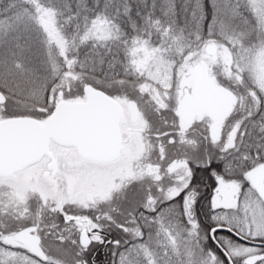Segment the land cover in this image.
<instances>
[{
  "label": "rangeland",
  "instance_id": "374dc122",
  "mask_svg": "<svg viewBox=\"0 0 264 264\" xmlns=\"http://www.w3.org/2000/svg\"><path fill=\"white\" fill-rule=\"evenodd\" d=\"M27 2H8L0 16V89L7 94L0 117L24 113L44 117L53 110L56 91L68 99L81 98L84 85L92 84L97 72L103 78L113 74L131 80L125 91L99 77L94 83L136 98L140 119L125 125L128 146L118 160H77L66 148L65 159L71 160L65 174L69 184H48L41 165L0 176L2 239L9 240L28 223L65 224L67 230H75L78 217L90 218L93 229L130 225L135 239L140 235L139 212L170 197L183 194L191 221L198 196L194 183L201 174L196 166L211 165L210 161L233 152L245 160L259 152L264 159V0ZM57 11L72 16L59 20ZM135 43L139 53L131 52ZM209 44L217 46L216 53L206 52ZM196 63L203 66L201 82L194 76ZM40 74L49 77L50 85L38 84L43 80ZM185 86L197 104L190 127L177 111ZM205 91L212 99L223 92L221 108L212 118L205 114ZM211 121L220 124L216 141L208 135ZM249 161L250 166L261 162ZM236 175L233 168L214 169V216L246 237L264 240V204ZM46 218L57 220L47 223ZM192 224L191 229L196 227L195 221ZM216 235L236 264H264V246L244 243L225 232ZM63 244L46 247L67 257L78 255L70 240ZM2 251L3 256L13 255ZM209 253L204 252V264H225L215 249Z\"/></svg>",
  "mask_w": 264,
  "mask_h": 264
},
{
  "label": "water",
  "instance_id": "95a60500",
  "mask_svg": "<svg viewBox=\"0 0 264 264\" xmlns=\"http://www.w3.org/2000/svg\"><path fill=\"white\" fill-rule=\"evenodd\" d=\"M217 51L215 44L206 47L208 54ZM198 80L203 79V67L196 63L193 69ZM209 91L205 92V96ZM217 99L207 106V113L215 114L220 106L223 92L216 93ZM0 91V102L4 101ZM133 121L138 119L137 103L131 100L128 104ZM180 118L187 124L196 119L197 105L188 86L177 104ZM124 116L122 104L113 96L92 84L85 85V99H61L54 111L41 121L32 116L8 117L0 120V176L9 177L27 166L39 161L44 154L53 157L50 142L54 140L65 146H73L78 154L88 160L110 162L117 159L122 151V132L120 123ZM210 137H219V126L212 122L209 126ZM54 162V161H53ZM54 165L53 163H51ZM48 168L52 169L49 165ZM48 172L46 171L45 174ZM250 186L264 201V161L257 163L246 172ZM34 226H28L15 234V239L27 244H37L39 236L33 234ZM226 230L239 240L264 246V240L250 239L227 225H217L211 229V237L218 248L232 263L226 248L216 239L215 232ZM88 232L83 230L81 241L88 244Z\"/></svg>",
  "mask_w": 264,
  "mask_h": 264
},
{
  "label": "flooded vegetation",
  "instance_id": "af4514ba",
  "mask_svg": "<svg viewBox=\"0 0 264 264\" xmlns=\"http://www.w3.org/2000/svg\"><path fill=\"white\" fill-rule=\"evenodd\" d=\"M160 38H161V36L159 35V39ZM131 46L133 47V48H131V52L133 51L134 53L135 52L139 53V51L141 50L139 44L135 43ZM98 77L101 78L100 80L106 81L110 87L113 84H116L117 89H121V91H125L127 89V87H129V85H130L129 81H131L128 79L125 80L124 78H121V80H120L118 76H115L113 74L111 76H109L110 78L109 77L103 78L102 76H99L98 73L96 72V74L93 76L92 85L98 89H102V88H100L101 85H99V84L96 85L94 83V82H96L95 80L99 79ZM40 78L43 79V80H40V79L38 80V84L41 87L45 88L44 87V85L46 84L45 81L50 85L51 81H49L50 79L48 76H46V79H44V75L40 74ZM199 82H201V81H199ZM138 83L139 82L134 83V84H138ZM89 84H91V83H89ZM85 85L83 87V96L81 98H78V99H85ZM102 90L106 91L109 95L113 96L116 100H118L122 104L123 110H124V116H123L121 123H120L122 137H123V142H122L123 144H122L121 154L116 159V160H118L121 157L122 153H124L125 147L128 146V144H127L128 137H126L125 131H124L125 125L128 123L134 124V123L139 122V119H140L139 101L134 97L127 96V93H124V92L118 95V94L110 92L104 88ZM0 91L3 92V94L5 96L4 101L0 102V104H4L7 101V94L5 91H2L1 89H0ZM56 92H57L58 98H55V97L52 98V100L55 101L53 110H54L56 104L61 99H65V97H63V95H62L63 93L61 90L56 91ZM205 92H207V91H205ZM205 92H204V98L206 100H208L206 107H205V110H206L208 104L212 100H214L215 98L212 99L210 97L211 96L210 91H209L208 96H205ZM131 100H134L137 103L138 119L135 121L132 120L131 112H130L129 107H128V104ZM220 108H221V100H220L219 109L215 114L210 115L207 113V111H205V114H206V116H208V118H212L213 116H215L219 112ZM50 114L51 113H49L48 115H46L44 117H38V116L30 114V113L11 114V115H7L5 117H0V120L3 118L15 117V116H32V117H35L41 121H44ZM212 122H216V121H211L208 125L209 137H210L209 126ZM194 123H195V121H194ZM216 123L219 126V137H220V124L218 122H216ZM193 124L186 125L184 123V125L189 126V127L192 126ZM166 134H167V131L161 132L157 136H164ZM210 139H211V137H210ZM211 140L216 141L217 139L216 140L211 139ZM66 148L71 149L72 152H75L76 158H78L77 160H79V159L86 160L78 154L77 150L74 147H67V146H64V145L54 141V140H51L50 150L54 154V160H53V157L49 156L48 154H44L39 161L33 163L32 165H29L25 169L41 165L43 168V170L41 171V176H42L43 180H46L48 182V184H50L52 186L53 185H60V184H63L64 181H66V184H69L68 183L70 181L69 176H66L65 174L67 171L66 167H67V165H69L71 163V160L67 161V158L65 159V157H66L65 156V153H66L65 149ZM76 162H80V161H76ZM51 163H53L54 165H52ZM49 165L52 166V169L48 168ZM254 165L255 164H252L245 171H242L240 173V175H236V178L239 180L243 179L245 181V184L247 186H249L254 191L255 195L258 196L259 199L264 204V201L260 198L258 193L250 186L249 181L246 177L247 170L250 169L251 167H253ZM208 166L209 165H207V166H196V168L198 170H201L202 180L206 179V177L208 176V173H209ZM46 171L48 172L47 174H45ZM193 173H195V172L193 171ZM155 183L159 187L163 188L160 181L156 180ZM204 197H205V200L208 199V194L206 193L204 195ZM173 198H176V197H172V198L170 197L168 199V201L173 199ZM181 198L183 199V194L181 195ZM162 204L163 203H161L159 206L161 207ZM156 207H158V206H156ZM183 207H184V204H183ZM207 208H208V203H207ZM64 215L65 214H63L62 216L64 217ZM44 220H45V222L48 223V222H53L54 220H57V219L46 218ZM49 220H52V221H49ZM64 220L66 221V218ZM65 221H64V223H66ZM90 221L91 220L88 217H86V218L78 217L77 218V226L76 227L74 226L75 230H67L65 224L63 226L57 225V224L53 225V226H56L55 227L56 230H55L51 224L40 226L41 225L40 222L28 223L25 226H22V227L18 228L15 232H13V234L9 240H5V239H2L0 237V248H1V250H0V254H1L0 255V264H67V263L68 264H125L127 257H125L123 255L126 254V250L129 247V243L132 241L131 230H130L131 226L126 225V224L125 225L113 224V226L109 230H101L98 228L93 229L92 227H90ZM58 224H60V221H58ZM218 224H220V223H218ZM221 224H224V223H221ZM208 225H209V222L206 223V228H208ZM28 226H34V230L32 232H33V234L39 236V239H40V241L37 244H27L23 241L15 239V234L18 231H20V230H22ZM44 228L49 229V231L46 232L44 230ZM211 228H209L210 231H211ZM77 229L79 232L77 231ZM83 230H86L88 232V237H89V238H87L88 244L86 246L83 245L82 241H81V233ZM140 232H141V226H140ZM77 233H78V235H77ZM95 237H99L101 240L97 241V240H95ZM66 239H67V241L70 240V243L74 247L79 249V252L76 253L78 255H75L74 257H67L64 255V252H62V251L61 252L49 251L48 248L46 247L48 245V243H50V245H51V243H59V244L64 245L63 243L66 241ZM74 242H75V244H74ZM219 242H221V241L219 240ZM213 243L216 246V248H218V246L215 244L214 241H213ZM2 249H5L6 251L13 253V255H11L10 257L3 256V254H5V252L2 251ZM218 250H220V249L218 248ZM204 252L205 253L207 252V255L210 256L209 250H205ZM99 253L102 256H99ZM218 260H219V262H221V255H218ZM228 262H229V264H231L230 261H228ZM232 263L236 264L235 260L233 258H232ZM215 264H218V263H215Z\"/></svg>",
  "mask_w": 264,
  "mask_h": 264
},
{
  "label": "trees",
  "instance_id": "16d2710c",
  "mask_svg": "<svg viewBox=\"0 0 264 264\" xmlns=\"http://www.w3.org/2000/svg\"><path fill=\"white\" fill-rule=\"evenodd\" d=\"M11 1L13 0H0V16L5 15L4 9ZM17 1L14 0V2ZM27 1H29L27 4L32 5L30 0ZM27 4L26 8H28ZM57 15L59 20L65 21L72 16L60 14L58 11ZM233 153L223 159L210 161L211 165L208 166L209 173L206 179L202 180L201 174L196 176L197 181H195L194 187L198 190V196L195 200L194 216L191 221L185 213L184 201L180 196L165 201L161 207L144 209L139 212L141 232L135 239L131 238L132 241L129 243L126 254L123 255L127 257L125 264H204V250L212 249H215L218 255L223 257L225 264H229L227 258L214 245L210 235L209 228L218 224V220L214 216L215 210L211 204L215 186L213 171L214 169L226 171V168H233L235 173L240 175L242 171L250 167V159L264 160L260 157L259 152L256 153V157L251 154L252 158L247 160L238 159ZM206 193L208 199L205 200ZM193 221H195L196 227L191 229ZM207 222H209L208 228H206ZM226 233L235 238L232 234ZM198 247H202V252H198ZM99 256L102 255L99 253Z\"/></svg>",
  "mask_w": 264,
  "mask_h": 264
}]
</instances>
